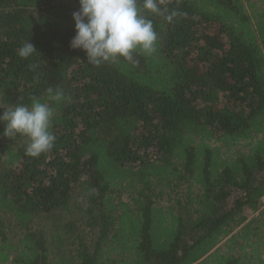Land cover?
Returning a JSON list of instances; mask_svg holds the SVG:
<instances>
[{"label":"trees","instance_id":"trees-1","mask_svg":"<svg viewBox=\"0 0 264 264\" xmlns=\"http://www.w3.org/2000/svg\"><path fill=\"white\" fill-rule=\"evenodd\" d=\"M154 2L155 51L95 66L70 47L79 0H0V114L38 98L56 137L31 157L0 122V264H264L246 216L264 197V0Z\"/></svg>","mask_w":264,"mask_h":264},{"label":"clouds","instance_id":"clouds-1","mask_svg":"<svg viewBox=\"0 0 264 264\" xmlns=\"http://www.w3.org/2000/svg\"><path fill=\"white\" fill-rule=\"evenodd\" d=\"M80 9L73 13L75 36L72 49L86 53L87 62L95 66L115 62L119 58L132 59L136 50L155 51L157 34L153 22L141 14L138 0H79ZM144 9L156 12L154 0H143ZM37 51L27 42L19 50L21 58ZM49 100L59 101L63 93L48 88ZM53 109L46 102L32 98L31 103H16L4 109L0 122L4 123L3 136H26L29 143L26 155L37 157L49 151L56 140L50 131Z\"/></svg>","mask_w":264,"mask_h":264},{"label":"rangeland","instance_id":"rangeland-1","mask_svg":"<svg viewBox=\"0 0 264 264\" xmlns=\"http://www.w3.org/2000/svg\"><path fill=\"white\" fill-rule=\"evenodd\" d=\"M158 190H161V189H158ZM168 199H169V197H168L167 195H164V197H162V198L159 199V203H160L161 205L167 206V205H168ZM125 200H126V199H125ZM0 216H1L2 218L6 219V220L8 221L9 224H12V221L9 219V215H7L6 213H0ZM246 216L248 217V220H251V219H253V218H255V217H259L260 219H264V199H263V206H262V208H261L260 210H258V211H252V210H251V211H247V212H246ZM238 230H239V228L236 229L235 233H236ZM20 236H21V232H17V231L12 232V240H13L15 243L18 242V239H19ZM227 239H228V238H227ZM227 239H225V240L220 244V246L223 247L222 250H224V251H225V248H226L225 245H226V243H228V242H227ZM241 243H242V241L240 242L239 245H238V244H234V247H233V249L231 250V252H234V253H236V254L239 253V252H242V253H243V251H240V250H239V247H240ZM262 254H263V255H262V258L264 259V250H263ZM55 264H59L58 260L55 261Z\"/></svg>","mask_w":264,"mask_h":264},{"label":"crops","instance_id":"crops-1","mask_svg":"<svg viewBox=\"0 0 264 264\" xmlns=\"http://www.w3.org/2000/svg\"><path fill=\"white\" fill-rule=\"evenodd\" d=\"M263 199H264V197H263ZM263 199H262V206H263Z\"/></svg>","mask_w":264,"mask_h":264}]
</instances>
